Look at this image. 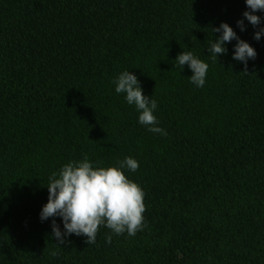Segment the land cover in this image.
Masks as SVG:
<instances>
[{"label": "trees", "instance_id": "16d2710c", "mask_svg": "<svg viewBox=\"0 0 264 264\" xmlns=\"http://www.w3.org/2000/svg\"><path fill=\"white\" fill-rule=\"evenodd\" d=\"M245 0H0V264H264V38ZM264 17V12L256 13ZM230 24L257 57L213 60ZM264 26V25H262ZM209 64L206 84L176 58ZM138 76L168 135L138 122L112 83ZM87 156L145 191L135 236L99 228L58 245L42 222L53 172ZM63 231L61 218H55Z\"/></svg>", "mask_w": 264, "mask_h": 264}, {"label": "clouds", "instance_id": "9594fccd", "mask_svg": "<svg viewBox=\"0 0 264 264\" xmlns=\"http://www.w3.org/2000/svg\"><path fill=\"white\" fill-rule=\"evenodd\" d=\"M246 10L243 18L237 21L240 31H246L245 20L254 28V39L264 38V17L256 13L264 12V0H245ZM219 36L207 48L209 56L215 60L228 53L227 45L236 41L233 60L245 66L243 74L247 75V65L258 53L255 47L242 39L227 22H222L213 29ZM181 70L185 65L193 73L189 82L196 88L206 84L209 64L201 60L193 52L183 51L176 58ZM112 83L117 94H125L128 105L135 106L139 113L138 122L153 134L167 136L166 129L159 126L155 113L158 102L153 97L145 95L137 75L132 71L121 72ZM140 167L137 159L128 156L110 167L95 165L87 156L79 161H70L58 172H53L46 186L49 192L48 202L42 207L40 219L42 222L52 219L53 238L63 245L66 238L73 234L87 237L86 243L94 244L99 228L112 230L116 235L127 233L135 236L143 231L145 223V191L136 181L130 179L126 172L135 173ZM61 218L63 231L55 218Z\"/></svg>", "mask_w": 264, "mask_h": 264}]
</instances>
